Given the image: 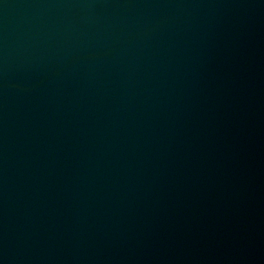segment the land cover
<instances>
[{"label": "water", "instance_id": "water-1", "mask_svg": "<svg viewBox=\"0 0 264 264\" xmlns=\"http://www.w3.org/2000/svg\"><path fill=\"white\" fill-rule=\"evenodd\" d=\"M0 264H264V0H0Z\"/></svg>", "mask_w": 264, "mask_h": 264}]
</instances>
